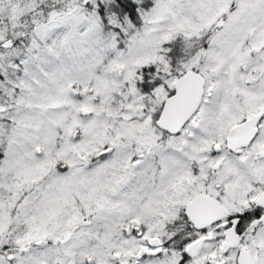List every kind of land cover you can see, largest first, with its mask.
Here are the masks:
<instances>
[{"label": "snow or ice", "instance_id": "obj_1", "mask_svg": "<svg viewBox=\"0 0 264 264\" xmlns=\"http://www.w3.org/2000/svg\"><path fill=\"white\" fill-rule=\"evenodd\" d=\"M0 264H264V0H0Z\"/></svg>", "mask_w": 264, "mask_h": 264}]
</instances>
